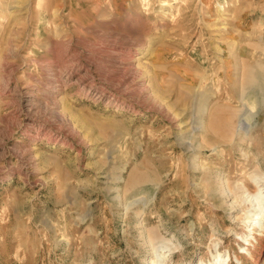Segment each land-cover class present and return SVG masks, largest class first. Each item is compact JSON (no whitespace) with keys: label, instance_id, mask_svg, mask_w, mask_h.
Returning <instances> with one entry per match:
<instances>
[{"label":"rangeland","instance_id":"obj_1","mask_svg":"<svg viewBox=\"0 0 264 264\" xmlns=\"http://www.w3.org/2000/svg\"><path fill=\"white\" fill-rule=\"evenodd\" d=\"M261 207L264 0H0V264H264Z\"/></svg>","mask_w":264,"mask_h":264},{"label":"bare ground","instance_id":"obj_2","mask_svg":"<svg viewBox=\"0 0 264 264\" xmlns=\"http://www.w3.org/2000/svg\"><path fill=\"white\" fill-rule=\"evenodd\" d=\"M260 211H264L263 210V207H261L260 208ZM257 214H259V213H257ZM253 232V231H252ZM255 232V231H254ZM252 234V233H251ZM254 236L252 235V237H247L246 239H245V245L246 246H243V251H242V253H245V254H249L250 253V251H249V249H248V245H251L252 243H251V238H253ZM241 257V256H240ZM235 259H236V261L237 262H239V258H238V256L237 255H235ZM228 261H229V259L227 258V260H225L224 258L222 259V258H220V257H218L216 260H214L212 263H209V264H229L228 263Z\"/></svg>","mask_w":264,"mask_h":264},{"label":"clouds","instance_id":"obj_3","mask_svg":"<svg viewBox=\"0 0 264 264\" xmlns=\"http://www.w3.org/2000/svg\"><path fill=\"white\" fill-rule=\"evenodd\" d=\"M169 255H170V253H169ZM164 259H165V261L167 260V257H164Z\"/></svg>","mask_w":264,"mask_h":264}]
</instances>
